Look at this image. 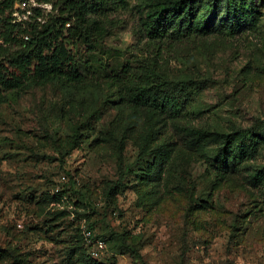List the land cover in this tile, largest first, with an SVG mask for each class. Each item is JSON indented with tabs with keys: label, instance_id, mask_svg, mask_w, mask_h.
Returning <instances> with one entry per match:
<instances>
[{
	"label": "rangeland",
	"instance_id": "rangeland-1",
	"mask_svg": "<svg viewBox=\"0 0 264 264\" xmlns=\"http://www.w3.org/2000/svg\"><path fill=\"white\" fill-rule=\"evenodd\" d=\"M166 1L108 12L116 26L81 52L82 83L0 104V264H94L86 228L107 240L98 264H264V187L251 179L264 168V0L241 34L187 40L157 60L144 22ZM36 2L33 15L57 13ZM150 63L186 103L176 119L129 101L128 76ZM222 136L247 151L240 167L222 159Z\"/></svg>",
	"mask_w": 264,
	"mask_h": 264
},
{
	"label": "trees",
	"instance_id": "trees-1",
	"mask_svg": "<svg viewBox=\"0 0 264 264\" xmlns=\"http://www.w3.org/2000/svg\"><path fill=\"white\" fill-rule=\"evenodd\" d=\"M39 1L53 4V11L57 13L45 16L42 10L36 9L30 21H18L14 15L19 12L16 5L23 0H0V104L5 103L9 96L36 85L55 81L65 85L82 83L81 52H94L111 36L116 23L108 12L116 5L126 6V0ZM200 1L167 0L149 15L144 28L150 41L157 44V60H163L177 45L187 40L217 31L239 35L259 14L255 0H211L204 7ZM128 77L125 89L131 103L150 104L171 119L184 113L186 103L166 89V81L155 72L154 64H146ZM134 79L138 84L133 83ZM181 130L188 136L196 135L201 141L208 138L202 130L190 127ZM222 139L225 141L222 159L232 160L235 167H240L248 155L247 151L232 136H222ZM233 143H236V156L229 154ZM251 179L255 186L264 187V168L254 172ZM115 187L107 190L108 196ZM86 229L92 233L91 242L83 233L86 255L91 262L98 264L104 251L95 257V242L105 241L107 249V240Z\"/></svg>",
	"mask_w": 264,
	"mask_h": 264
},
{
	"label": "built area",
	"instance_id": "built-area-1",
	"mask_svg": "<svg viewBox=\"0 0 264 264\" xmlns=\"http://www.w3.org/2000/svg\"><path fill=\"white\" fill-rule=\"evenodd\" d=\"M33 4L34 6L38 7V8H42L43 5L39 4L38 2H36V0H30V3L27 2V1H23V2H20L16 5V9H20L22 11V15L25 16V14H28L29 16L25 17V19H29L33 14H32V11L30 10V4ZM19 13L21 12H16L14 15L16 17H18ZM69 26V25H67ZM84 233H85V236H86V239L88 242H91V239H92V233L91 231H89L88 229H85L84 230ZM106 249V243L105 241L103 240H97L95 242V250H94V256L95 257H99L101 252L105 251Z\"/></svg>",
	"mask_w": 264,
	"mask_h": 264
}]
</instances>
